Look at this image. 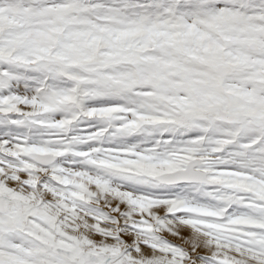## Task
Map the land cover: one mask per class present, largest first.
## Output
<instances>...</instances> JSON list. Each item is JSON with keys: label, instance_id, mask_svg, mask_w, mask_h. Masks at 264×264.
I'll list each match as a JSON object with an SVG mask.
<instances>
[{"label": "snow or ice", "instance_id": "obj_1", "mask_svg": "<svg viewBox=\"0 0 264 264\" xmlns=\"http://www.w3.org/2000/svg\"><path fill=\"white\" fill-rule=\"evenodd\" d=\"M0 264H264V0H0Z\"/></svg>", "mask_w": 264, "mask_h": 264}]
</instances>
